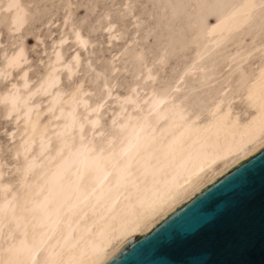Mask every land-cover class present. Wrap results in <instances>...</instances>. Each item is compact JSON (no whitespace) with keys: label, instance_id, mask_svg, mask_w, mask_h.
<instances>
[{"label":"bare ground","instance_id":"bare-ground-1","mask_svg":"<svg viewBox=\"0 0 264 264\" xmlns=\"http://www.w3.org/2000/svg\"><path fill=\"white\" fill-rule=\"evenodd\" d=\"M60 1L0 0V264H106L264 146V0H158L149 57L133 42L156 10L120 0L98 66ZM34 17L59 26L33 64Z\"/></svg>","mask_w":264,"mask_h":264},{"label":"water","instance_id":"water-1","mask_svg":"<svg viewBox=\"0 0 264 264\" xmlns=\"http://www.w3.org/2000/svg\"><path fill=\"white\" fill-rule=\"evenodd\" d=\"M106 264H264V146Z\"/></svg>","mask_w":264,"mask_h":264},{"label":"rangeland","instance_id":"rangeland-1","mask_svg":"<svg viewBox=\"0 0 264 264\" xmlns=\"http://www.w3.org/2000/svg\"><path fill=\"white\" fill-rule=\"evenodd\" d=\"M39 0H33V2L34 3H36V5H38V7H39V12H43V11H45V12H52V13H54L55 11H57V14H56V12L54 13V15L55 16H59L60 14H61V12L59 11V6L61 5V1L60 0H44V1H41V2H38ZM70 1H72L73 2V6H72V12H73V16H72V21H73V23L75 24V25H77V26H79L81 29H83V31H85V32H87V31H89L90 29H92V26H93V30H94V28H95V31H91L90 30V32H88V36L93 40V44H92V46H91V52L93 53V57L92 58H97L99 55H100V53H101V57H98V58H100L99 60H97V59H94V61L96 62H99V63H97L96 65L98 66V64L99 65H101V64H103L104 62H105V60H106V56H108V53H109V49L105 46V45H103L102 43H103V38H104V33H103V31L101 30V32H100V30L98 29V28H96L94 25H95V21H96V19L97 18H99V16H100V14H101V11H103V10H105V9H109L110 10V16H111V18L113 17L114 18V16H115V14L119 11L118 9H119V7H118V5H117V3L120 1V0H70ZM137 1V5H135V2ZM134 3H133V9H134V6H135V9L134 10H136V11H140V12H142V13H144V12H146V14L147 13H150V11H152V10H156V11H153V12H155L156 13V15H155V13H153L152 14V19H149L148 18V20L146 21L145 20V18H144V20H143V24L141 23V26L144 28V29H148L147 27H151L150 29H149V35L147 36V38L146 39H139L142 35L141 34H138L139 35V38H138V40H135V42H133V44L134 45H136V46H139V47H142V48H144L143 49V52L145 51V54L147 55L148 54V52H151L153 49L152 48H154L155 47V45L157 44V40H159L161 37H160V33L159 32H162L161 30L162 29H159V27L160 28H162V24L163 23H161V21L163 22V21H165V20H161L160 19V21H159V19H158V16H157V14H158V10H159V8H160V5H161V3L158 1V0H136ZM156 1V2H155ZM162 2V1H161ZM60 3V4H59ZM160 3V4H159ZM54 4V5H53ZM112 4V5H111ZM156 4H158V6H159V8L158 7H156ZM115 5V6H114ZM142 7H141V6ZM138 6V8H136ZM139 7H141L140 9H139ZM156 7V8H155ZM117 9V10H116ZM138 9V10H137ZM143 9V10H142ZM142 10V11H141ZM144 11V12H143ZM111 13H112V15H111ZM97 17V18H96ZM129 16H124V15H122V20L123 21H121V23L123 22L124 24L126 23L127 24V22L129 21L128 18ZM115 18H116V16H115ZM128 18V19H127ZM153 18H155V21L157 20V22L155 23L154 22V19ZM42 19L43 18H38V17H34L33 19H31V21L25 26V29H26V27H27V29L29 30V28L30 29H32V30H29V32L27 31V29L24 31V33H27L26 34V36H25V40H24V43L26 44V47H30V48H27V50L29 51L28 52V55H29V60H30V62L31 63H33V62H35L36 61V59H37V56L40 54L39 53V49H41V46L40 47H38V45H35V37H36V34L38 33H40V34H43V35H46L47 34V32L51 29L52 31H57V28H58V26H59V24L58 23H56V24H54V25H51L50 26V28L47 26V28H45L44 26H40V22L42 21ZM158 21H159V23L161 24H159L158 23ZM31 22H32V24H31ZM145 22V23H144ZM121 23H119L118 22V24L120 25ZM153 23H155V24H157V25H155L156 27H154L153 28ZM91 24V25H90ZM117 24V25H118ZM159 26V27H158ZM52 27V28H51ZM57 27V28H56ZM56 28V29H55ZM36 29V30H35ZM49 29V30H48ZM55 29V30H54ZM89 29V30H88ZM99 30V31H98ZM27 31V32H26ZM38 31V32H37ZM40 31V32H39ZM98 31V32H97ZM96 32V33H95ZM127 32H128V34H129V29L127 30ZM30 33V34H29ZM92 33H93V35H92ZM23 34V33H22ZM29 34V35H28ZM57 35V32H55V34H54V36H56ZM92 35V36H91ZM126 35V34H125ZM2 37V40L5 38V36H6V34L3 32L2 33V35H1ZM127 36V35H126ZM126 36H122L119 40H117L116 42H114V44L115 45H113V46H111V48L112 47H118V46H121L122 44H123V42H124V40L126 39ZM160 37V38H159ZM125 38V39H124ZM159 38V39H158ZM43 40H45L44 42V44H48V40L46 41V37L43 39ZM100 41H102V43L100 44V43H95V42H100ZM154 42H155V45H154ZM97 44V45H95V44ZM117 43V44H116ZM71 44V42L70 41H68V43H67V46H69ZM99 44H100V46H99ZM34 45V46H33ZM94 45V46H93ZM103 45V46H102ZM132 46V45H130V46H132V47H130L131 49H134L133 47H135V46ZM142 45V46H141ZM98 46H99V48L100 49H103V50H100L99 49V53L97 52V51H95L94 52V50L95 49H98ZM36 47V48H35ZM38 47V48H37ZM107 49H106V48ZM93 48V49H92ZM106 49V50H105ZM151 51H150V50ZM93 50V51H92ZM102 51V52H101ZM147 51V52H146ZM96 52H97V54H96ZM95 54V55H94ZM188 54V53H187ZM103 55V56H102ZM189 55V54H188ZM95 56V57H94ZM148 57L149 56H151V53H149L148 55H147ZM147 57V58H148ZM31 58V59H30ZM104 61H102V60ZM103 62V63H102ZM34 64V63H33ZM167 69H169V66H167L166 67ZM38 68L36 67V66H34V68H31L30 69V73H31V75L32 74H34V73H36L37 71H39V69L37 70ZM166 69V70H167ZM37 70V71H36ZM32 71V72H31ZM168 71V70H167ZM34 72V73H33ZM129 71H118L117 72V74L120 76H117V77H119V83L117 82V84H120L122 87H124L125 85H124V83H126L128 80H129V77H130V72L128 73ZM120 73V74H119ZM78 75H75V78L77 79V77H79V76H81L82 75V71L81 72H79V73H77ZM128 77V78H127ZM118 79V78H117ZM125 79H126V82H124L125 81ZM6 82H2L1 84H0V86H3V84H5ZM122 83V84H121ZM65 84V83H64ZM124 85V86H123ZM119 85H117V88H119L118 87ZM121 87V89L119 90V91H122L123 90V88ZM7 122H6V120H4L3 118H1L0 117V141L2 142L3 140H4V134L2 133V131H1V127L2 126H9L8 124H6ZM6 124V125H5Z\"/></svg>","mask_w":264,"mask_h":264}]
</instances>
